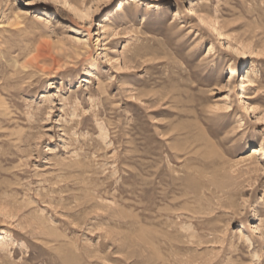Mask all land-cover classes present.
<instances>
[{
	"label": "rangeland",
	"instance_id": "obj_1",
	"mask_svg": "<svg viewBox=\"0 0 264 264\" xmlns=\"http://www.w3.org/2000/svg\"><path fill=\"white\" fill-rule=\"evenodd\" d=\"M247 103L264 0H0V264H264Z\"/></svg>",
	"mask_w": 264,
	"mask_h": 264
},
{
	"label": "bare ground",
	"instance_id": "obj_2",
	"mask_svg": "<svg viewBox=\"0 0 264 264\" xmlns=\"http://www.w3.org/2000/svg\"><path fill=\"white\" fill-rule=\"evenodd\" d=\"M171 1L173 2L174 0H171ZM67 8L70 11L74 12V9H73V7L71 5H67ZM166 8L169 9V6H167ZM199 19L201 21L202 26H205V27L209 28L212 32H214L218 36V38L220 40H223V38L226 37V34H225L223 28L220 25H218V23L212 21L208 16L200 15ZM243 47H245V46H243ZM228 48H230L232 50H235L233 48V46H231V44H228ZM236 52L238 53V49H236ZM36 58H37V56H36ZM38 58H39V56H38ZM241 80L247 82L248 85H246V86H251L252 83H253V80L250 78V76H249V74H247V72L243 73ZM245 106H246L245 108H248V109L251 110V112L255 113V118H256L255 119L256 120L255 124L258 125V126L264 125V113L259 111L253 105H250L248 103ZM263 150L264 149L262 148V146L253 149V151L251 153V157L252 158L255 157L256 155L260 154ZM258 220H259V217L255 216V223H257ZM256 230L260 231V238H261L262 241H264V231L259 229L258 226H256Z\"/></svg>",
	"mask_w": 264,
	"mask_h": 264
}]
</instances>
